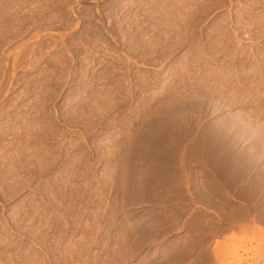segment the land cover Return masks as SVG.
<instances>
[{"label": "rangeland", "instance_id": "1", "mask_svg": "<svg viewBox=\"0 0 264 264\" xmlns=\"http://www.w3.org/2000/svg\"><path fill=\"white\" fill-rule=\"evenodd\" d=\"M0 264H264V0H0Z\"/></svg>", "mask_w": 264, "mask_h": 264}]
</instances>
